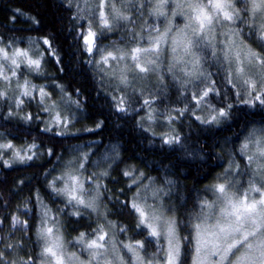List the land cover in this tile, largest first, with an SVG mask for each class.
<instances>
[{
    "label": "trees",
    "instance_id": "trees-1",
    "mask_svg": "<svg viewBox=\"0 0 264 264\" xmlns=\"http://www.w3.org/2000/svg\"><path fill=\"white\" fill-rule=\"evenodd\" d=\"M239 5V16H249L244 4ZM133 9L132 5L131 14ZM84 31L86 23L68 0H0V42L26 48L47 39L49 44L41 47V74L31 79L50 92L57 88L66 92L78 113L74 131L62 133L46 128L38 105L24 119L8 114L6 99L0 97V135L13 144L30 146L32 156L23 162L0 161V264H41L39 201L51 209L67 243L72 244L81 233L92 237L102 225L99 214L104 213L120 238L144 243L141 250L145 258L149 252L161 256L163 239L153 240L147 229L136 225L138 214L131 208V199L137 189L125 171L142 172L144 179L151 178L152 185L167 192L163 205L180 221L182 237L193 235L200 205L213 198L214 185L231 181L230 191L240 193L250 182L253 168L247 155H241L242 140L253 130L261 134L259 130L264 129V106L253 99L264 89L257 87L245 98L244 86L231 73V64L223 58L209 64L201 56L208 68L206 83L213 79V84L207 85L206 103L213 112L226 110L227 117L211 123L199 118L192 110L195 101L169 84L153 98L159 101L158 108L174 114L172 129L163 136L153 134L140 119V103L131 106L119 102L103 86L93 64L94 50L105 40L117 37L118 29L98 36L91 53L84 42ZM241 33L251 49L260 50L257 36ZM79 151L87 154L82 171L86 193L95 196L93 211L70 204L51 185L56 173ZM191 253L189 245L186 264H191Z\"/></svg>",
    "mask_w": 264,
    "mask_h": 264
},
{
    "label": "rangeland",
    "instance_id": "rangeland-1",
    "mask_svg": "<svg viewBox=\"0 0 264 264\" xmlns=\"http://www.w3.org/2000/svg\"><path fill=\"white\" fill-rule=\"evenodd\" d=\"M68 2L87 25L84 37L91 30L96 34V42L101 34L107 36L118 29L119 35L117 37L107 39L108 41L105 40L103 44L98 45L97 51L94 50L93 64L100 75V81L103 86L113 96L118 97L122 103H130L131 98L139 95L141 100L139 102L140 110L142 112L140 119L142 123L150 132L161 136L171 132V117L174 114L158 108L159 101L154 99L156 93L162 90L161 88L174 84L181 95L187 94L195 101V107H192V110L197 113L199 118L202 117L205 121H213L215 117V121H218L221 118L219 111L213 112L215 111L213 108L205 105L204 94L210 90L207 85H212L213 79L211 78L209 84L206 83L208 68L202 63L200 55L203 58H207L206 60L210 64L216 63L218 60V57L215 56L216 54H221L225 62L232 65L231 73L237 78L235 69L240 65L234 60V53L235 51H240L241 59L243 60V51L250 48L247 42L242 39L241 31L249 37H259L261 34L259 27L264 24V9L254 13L251 0H247V3L245 0H233L236 7L228 10L239 12V9H236L237 5L241 4L239 5L241 7L244 4L249 16L240 15L239 19L235 20L234 23L222 20L220 23L214 24L213 30L208 32L198 45H193L186 49L184 47L186 39L196 40L199 38L193 35L191 28L186 27L187 24L191 23L189 17L193 15L192 9L187 5L195 3L196 0H168L163 7H159L161 0H68ZM202 2L207 3L208 0H202ZM132 5L134 6V12L131 14L130 7ZM101 13L104 14L103 18ZM160 13H163V15ZM104 19L108 20V27L104 26ZM192 26L195 27L194 24ZM165 32H167V37L161 40L158 50L141 52L137 54L138 60L134 61L132 59L133 49L137 47L141 49L154 48V41ZM231 33H235V35H231ZM233 40L235 45L231 43ZM173 41H178V43ZM42 46H44V43L38 45L33 42L28 47L21 48L0 42V48L7 51L9 57L4 59L3 55L0 54V97L3 100L6 99L8 114L11 113L13 116L26 119L30 115L29 112L35 111L36 107L34 105H38L40 112L43 114L41 120L46 128L62 133L73 132V125L78 116L75 111L77 108L75 102L60 88L50 92L44 84L35 83L31 79L32 76L41 74L44 56ZM229 48H232L233 51L229 52ZM18 51L27 53V55H16ZM110 52L117 59L109 57L107 63H105L104 57H107ZM226 52L228 55L225 54ZM121 57L123 58L121 59ZM13 59L16 60V64L12 63ZM29 60H39V69H36L35 66H30ZM137 64L140 67L147 68L148 71L141 72L136 66ZM227 66L229 68V65ZM243 67L245 68L244 76L238 79L241 86L245 87H241L242 94L247 98L248 95H253L254 91L248 84L245 86L244 80L249 79V77L257 78L259 67L249 64L247 60H244ZM4 77H7V79ZM230 77L232 81L235 80L231 74ZM41 89H43L44 95L41 94ZM25 91L29 95H24ZM146 97H150V99H145ZM7 144H11L12 147H0V161L6 163L19 162L21 160L18 158L17 153L19 156L25 157V159L31 156L30 146L13 144L5 139L3 135H0V145ZM79 152L66 161L63 168L52 178L51 185L57 195L69 202V196L59 190L71 187L69 175L77 176L82 189H78L76 194L82 197L86 203L92 204V208L75 206L85 211H93L96 210L95 196H90L86 193L83 166L81 167L86 160L87 154ZM254 152L255 149L250 144L246 152L241 151V155L244 157L246 154L248 158ZM262 164H264V160L261 159L251 161L253 173L250 176V182L248 181V186H245L240 193L230 191V194H242L250 188L253 181L259 185L261 177L264 176V170L260 167ZM127 172L131 174L127 175L130 183L135 186H139L142 183V190L140 187L136 188L137 191L134 193L131 203H136L146 210L149 218L148 222L154 223L151 220L154 213H162L171 217L169 210L163 205V194L161 191L158 188L149 187L151 178L144 179L142 172L135 173L134 170ZM254 197H258V194L250 192L249 199ZM216 198L217 194L215 193L213 198L207 201L211 203L216 201ZM38 204L40 221L37 235L41 244V264H54L51 258L45 259L41 256L46 243L44 239H41L40 234L41 229L45 227L53 228V234L48 238V243L54 241L57 236L62 238V248L58 249V255H63L65 258L64 264H107V261L119 264L118 257H123L124 264H129V258H131V264H139L136 259L137 256L143 257L145 260H152L153 264H159L165 255L167 242L163 237L159 238L164 241V252L161 256L149 252V256L145 258L141 249H137L135 252H128L124 245L135 246L137 242L141 241L132 242L120 238L116 233V229L104 216V213L99 214L102 225H99V230L92 237L87 238L84 236L83 241H80L79 235L78 237L75 236V241H72V244L67 243L60 233L59 223L53 216L51 209L42 201H39ZM105 233L107 234L104 242L106 247L101 250L103 256L97 262L92 259L91 255V252L96 250H89L87 244L91 240L96 239L98 235ZM77 244L78 247L76 249L72 248L77 246ZM69 257L71 259H68ZM194 259H197L196 255L192 258L191 264ZM217 259V257H210L206 264H216Z\"/></svg>",
    "mask_w": 264,
    "mask_h": 264
},
{
    "label": "snow or ice",
    "instance_id": "snow-or-ice-1",
    "mask_svg": "<svg viewBox=\"0 0 264 264\" xmlns=\"http://www.w3.org/2000/svg\"><path fill=\"white\" fill-rule=\"evenodd\" d=\"M168 0H161L159 7H163ZM247 3V0H245ZM252 11L255 13L264 9V0H251ZM192 9L193 15L189 17L191 23L186 27L191 28L194 36L199 37L196 40L186 39L184 47L187 49L193 45H198L200 41L207 35L208 32L213 30L214 24L223 21L235 22L239 19L238 11H229L228 9H234L235 5L233 0H208L207 3H203L202 0H196L195 3H189L187 5ZM163 15V13H160ZM103 13L101 17L103 18ZM243 22V21H242ZM104 26L108 27L109 22L107 19L103 20ZM195 25L193 27L192 25ZM261 35L259 40V51L247 48L243 51V60L241 59V52L235 51L234 60L240 65L235 69L237 78L243 77L245 68L243 67L244 60L253 66H258L257 78L249 77L244 80L245 84H248L253 91H256L257 87L264 89V24L259 27ZM95 33L89 30L84 37V42L87 46V51L91 53L95 44ZM235 35V33H231ZM186 36V34H185ZM167 32L159 36L155 41V47L152 49H141L139 47L133 49L132 59L138 60L137 54L141 52L156 51L159 48L161 40L166 39ZM178 43V41H173ZM44 44H49V41L45 39ZM232 45H235V41H231ZM229 52L233 49L229 48ZM0 54L4 59H8V53L3 48H0ZM228 55V53H225ZM16 55H27V53L17 52ZM117 59L110 52L107 57H104V62L107 63L108 58ZM123 57H121L122 59ZM13 64H16V60H12ZM30 66H35L36 69L40 67L39 60H29ZM18 66V65H17ZM141 72L148 71L147 68L136 65ZM15 75V73H13ZM7 79V77H4ZM44 95L43 89L40 90ZM29 95L27 91L23 93ZM208 95L207 92L204 94ZM253 99L258 101L261 106H264V91L256 94ZM147 103V101H146ZM244 103H249L245 100ZM254 106V105H250ZM229 108L232 106L229 105ZM123 111V108L119 109ZM228 112L226 110H220L219 116L227 117ZM31 119V117H28ZM215 122V117L213 121ZM260 136H257V130H253L249 137L246 138V142L242 145L241 151L246 152L251 144L255 149L252 156H248V160L251 162L254 159L264 160V129H260ZM168 143L169 141H165ZM3 148H11V144L0 145ZM34 147V146H33ZM21 162L25 157L19 156ZM28 160L32 159V156L27 157ZM83 165H81L82 167ZM231 167V165H230ZM264 170V164L260 165ZM125 175H131L126 172ZM228 172L226 170V176ZM71 181V187H66L59 191L66 193L69 196V203L84 208H92V204L86 203V201L78 196L76 193L78 189H82V185L79 184L78 177L75 175H69ZM233 187V182L217 183L212 187V191L217 194L216 201L208 202L203 201L200 205V212L196 216L198 223L192 226L195 235L189 234V236L180 235V221L176 220L174 216H166L162 213H154L151 220L154 223L148 222V213L142 207L136 203L131 204V208L138 214V227H143L148 230V235L153 239H159L163 237L167 242V248L165 255L159 264H186L184 256L186 255V249L189 245L192 246V251L195 253L197 259H194L192 264H206V261L210 257H217L216 264H264V176L261 177L259 185L255 181L251 183L248 190L240 195L230 194V190ZM254 192L258 194V197L249 199V193ZM171 211V209H169ZM79 214V211L76 213ZM46 223V222H45ZM188 225H185L187 227ZM101 231H103L101 229ZM123 231V229H121ZM53 234L52 227H45L41 229V239L45 240L46 246L43 248L41 256L45 259L51 258L54 264H64L65 258L63 255H58V249L62 248V238L57 236L54 241L48 243V238ZM106 233L98 235L96 239L91 240L87 244V248L92 251V259L99 262L102 258L103 250L106 247L104 243L106 240ZM85 234H80V241H83ZM182 243L185 247V252L182 253ZM143 242H137L135 246L124 245V248L128 252H135L137 249H144ZM164 250V249H162ZM68 259H71L69 257ZM119 264H124L123 257L117 258ZM139 264H153L152 260H145L143 257H136ZM107 264H113L112 261H107ZM129 264H131V258H129Z\"/></svg>",
    "mask_w": 264,
    "mask_h": 264
},
{
    "label": "bare ground",
    "instance_id": "bare-ground-1",
    "mask_svg": "<svg viewBox=\"0 0 264 264\" xmlns=\"http://www.w3.org/2000/svg\"><path fill=\"white\" fill-rule=\"evenodd\" d=\"M199 55H200V53H199ZM215 56L218 57V58H220L222 55H221V54H220V55H217V54H216ZM200 57H201V55H200ZM221 58H222V57H221ZM232 82H233V81H232ZM233 83H234V86H237V85H238V84H236L235 82H233ZM118 99H119V98H118ZM205 99H206V101H207V99H208L207 96H205ZM130 100H131V101H130L129 104H130L131 106H133V104H136V102L139 103V102L141 101L139 95L134 96V97L131 98ZM206 101H205V102H206ZM119 102H121L120 99H119ZM205 104L207 105V103H205ZM249 135H250V134H248L247 137H245V138L242 140L243 144L246 142V138H248ZM257 136H260V134L257 133ZM247 159H248V158H247ZM250 180H251V179H250ZM130 184H131V185H134V184H132V183H130ZM152 184H153V183H150V186H149L150 188H151V187H153V188H157V187H155V186L152 185ZM134 186H135V185H134ZM135 187H136V188H137V187H140L141 190H142V183H140L139 186H135ZM161 193L163 194V201H164V197L166 196L167 192L162 190ZM138 223H139V219H138V216H137V218H136V225H138ZM59 228H60V225H59ZM139 228H143V227H139ZM143 229H145V228H143ZM60 233H61L62 237H65L64 234H63V232H62V230H61V228H60ZM162 249H164V247H163ZM162 251L164 252V250H162ZM163 252H162V253H163ZM153 253H155V252H153ZM191 255H192V258H193L194 255H195V253L192 251Z\"/></svg>",
    "mask_w": 264,
    "mask_h": 264
}]
</instances>
